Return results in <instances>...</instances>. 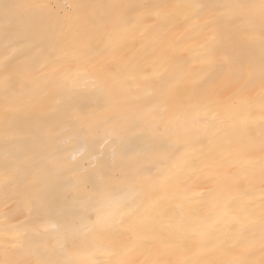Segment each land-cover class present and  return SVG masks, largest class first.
<instances>
[{
	"label": "snow or ice",
	"instance_id": "snow-or-ice-1",
	"mask_svg": "<svg viewBox=\"0 0 264 264\" xmlns=\"http://www.w3.org/2000/svg\"><path fill=\"white\" fill-rule=\"evenodd\" d=\"M26 7L68 62L0 105V143L32 148L15 171L33 221L0 211V264H264V0ZM21 50L0 57V94Z\"/></svg>",
	"mask_w": 264,
	"mask_h": 264
},
{
	"label": "bare ground",
	"instance_id": "bare-ground-1",
	"mask_svg": "<svg viewBox=\"0 0 264 264\" xmlns=\"http://www.w3.org/2000/svg\"><path fill=\"white\" fill-rule=\"evenodd\" d=\"M32 2L33 0H0V57L7 55L9 49L13 47H21L22 49L16 55L11 56L7 62L5 71L11 75V90L8 93L0 94V105L6 102L4 96L12 100L25 98L27 91L21 89L19 85L30 73L44 72L53 64L68 62L66 58H57L55 52L48 50L43 25L34 20L26 7ZM52 2L55 3L56 0H52ZM82 2L92 3L96 0H82ZM168 2H173V0H168ZM41 64H44L43 68H40ZM81 106L85 110L92 107L88 100L81 101ZM4 131L5 119L0 116V134H3ZM21 146L24 153L32 152L30 142L26 140L0 143V179L8 176L13 178L5 193L0 195V211L7 213L8 224L26 228L33 223L31 220H24V205L22 203L28 195L25 184L30 178V174L21 177L15 171L17 162L24 155V153L17 152V148ZM5 153H13L14 159L10 162L6 161L4 159ZM67 175V173L64 174V176ZM64 182V177L55 180L43 194L44 197L55 198L59 202L63 195ZM67 199L72 200V196L69 194ZM5 228V225L0 224V239L9 240L11 237Z\"/></svg>",
	"mask_w": 264,
	"mask_h": 264
}]
</instances>
